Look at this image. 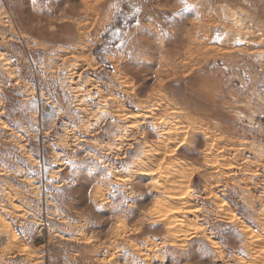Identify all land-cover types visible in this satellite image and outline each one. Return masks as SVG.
I'll return each mask as SVG.
<instances>
[{"label": "rangeland", "instance_id": "1", "mask_svg": "<svg viewBox=\"0 0 264 264\" xmlns=\"http://www.w3.org/2000/svg\"><path fill=\"white\" fill-rule=\"evenodd\" d=\"M0 264H264V0H0Z\"/></svg>", "mask_w": 264, "mask_h": 264}, {"label": "snow or ice", "instance_id": "2", "mask_svg": "<svg viewBox=\"0 0 264 264\" xmlns=\"http://www.w3.org/2000/svg\"><path fill=\"white\" fill-rule=\"evenodd\" d=\"M185 7H188L187 5H185Z\"/></svg>", "mask_w": 264, "mask_h": 264}, {"label": "bare ground", "instance_id": "3", "mask_svg": "<svg viewBox=\"0 0 264 264\" xmlns=\"http://www.w3.org/2000/svg\"><path fill=\"white\" fill-rule=\"evenodd\" d=\"M168 210H169V209H168ZM168 210H167V211H168ZM166 213H167V212H166ZM169 216H170V215H169Z\"/></svg>", "mask_w": 264, "mask_h": 264}]
</instances>
